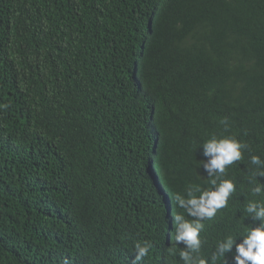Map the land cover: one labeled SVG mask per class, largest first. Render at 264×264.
I'll use <instances>...</instances> for the list:
<instances>
[{"label":"trees","instance_id":"1","mask_svg":"<svg viewBox=\"0 0 264 264\" xmlns=\"http://www.w3.org/2000/svg\"><path fill=\"white\" fill-rule=\"evenodd\" d=\"M213 136L242 159L192 252L175 215L197 218L175 197L213 187ZM148 147L154 174L134 158ZM257 169L264 0H0V264H185L180 251L211 264L218 241L259 223L244 211L264 201Z\"/></svg>","mask_w":264,"mask_h":264},{"label":"clouds","instance_id":"2","mask_svg":"<svg viewBox=\"0 0 264 264\" xmlns=\"http://www.w3.org/2000/svg\"><path fill=\"white\" fill-rule=\"evenodd\" d=\"M70 74L73 75L72 72L68 75ZM66 84H69V81ZM37 99L40 101L42 98ZM51 104L54 107L55 103ZM50 111L52 112L53 109L50 110V103H48L47 106L40 109L37 116L43 113L51 114ZM203 147L204 155L211 157L204 167L209 175L213 177L210 180L213 187L208 190H202L198 186H193V189L189 192V198L185 199L179 195L175 197L181 206H188L186 211L190 216L197 218L196 220H189L182 214L175 215L178 226L174 238L177 242L183 241L192 252H199L201 249L202 238L200 234L204 229L203 220L212 219L218 210L226 207L229 197L236 190L235 184L231 179H222L219 180V183L218 179L225 174L227 166L242 159L241 149L243 145L233 137L217 138L213 136L203 144ZM153 153V148L148 147L146 150L141 148L137 155L134 154V158L138 162L145 163L147 174L157 172L156 164L151 159ZM143 156L150 157L151 160H146ZM251 162L253 164L261 163L258 156H252ZM149 169H153V173H148ZM257 173L264 175V171L259 169L256 170L254 175L257 176ZM81 179L94 181L92 173L86 167L82 169ZM80 183H82V180ZM252 191L254 194L264 193V185L257 184ZM244 211L248 214L247 217L251 216L253 222L258 221L259 223H253L251 228H245L243 236L233 237L232 235H228L222 239V242L218 241L219 250L212 254L211 264H217L221 260L222 264H229L225 253L232 251L233 247H235L236 252V255L233 257L234 264H264V201H249ZM238 239L240 242H237ZM136 247V261L149 255L150 245L144 244L141 246L137 244ZM179 255L185 261V264H193L189 251H180ZM195 264H209V261L201 257L195 261Z\"/></svg>","mask_w":264,"mask_h":264}]
</instances>
